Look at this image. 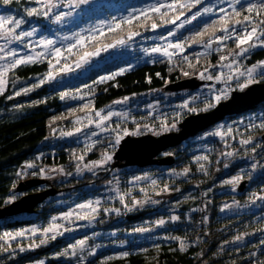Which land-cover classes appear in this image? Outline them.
<instances>
[{
    "label": "rangeland",
    "instance_id": "obj_1",
    "mask_svg": "<svg viewBox=\"0 0 264 264\" xmlns=\"http://www.w3.org/2000/svg\"><path fill=\"white\" fill-rule=\"evenodd\" d=\"M14 1L18 5L20 3L23 4L19 5L18 8L11 6L3 7L2 4L4 2L0 0L2 3H0V15H12L17 18L23 17L26 23L20 29H17V32L31 31L34 27L37 29V32L32 37H26L22 42L13 41L11 44H7V47L19 49L22 55H35L36 53L45 51L43 46L39 44V41L47 38L55 40L57 42L55 46L65 50L64 56L60 58L59 63L47 53L46 59H38L36 61L48 62L51 60L55 66V71L59 72V74L56 75L54 80L48 81L30 92L41 88L45 84L62 86L68 82H73L88 74L92 69L111 61L124 62L117 71L120 72L121 69L126 71L139 64L152 63L161 58L172 60L182 56L185 53V49L183 51L175 48L168 49L169 52L173 53L171 58L163 55V52L152 53L150 50L157 46L162 49L166 48L169 43H181L179 41L180 35L188 27L212 16L221 14L219 11L220 8H224L225 10L231 9L227 2H221V0H204V3L196 6V10L181 16L179 20H176L175 24L170 23L164 27H157L147 34L129 35L126 38H122L125 41L123 44L118 43L121 40L119 39L109 45L98 48V54H96L97 49L94 52H89L90 55L85 57L84 60L81 59L84 54L73 60L71 57L75 52L83 48L93 36L103 33L106 29L115 27V23L119 22L122 18L129 16L142 17V10L156 3V0H90L88 4H82L78 8L75 6L69 8V0H54L59 6L53 9L49 18L42 16L28 17L26 15L27 10L40 7L36 0H24V2L22 0ZM165 2H171V0H165ZM206 6H212L214 11L212 13L202 14L197 19L191 20V23H184V26L180 27L185 20H190L198 11L202 12ZM69 11L72 12L71 16L66 17L61 22H53L56 14ZM229 28L231 29L232 27ZM235 30L239 32L240 26H237ZM169 32H173L175 35H168ZM77 33L85 38L82 45L76 42L77 37L75 34ZM221 35H225V33L221 32L210 38L205 44L201 45V50L203 52L215 51L222 48L226 42L232 40L229 39L220 43L216 40V37ZM65 37L69 39H64ZM208 43H211V47H205ZM0 44H6V42L0 39ZM27 44H31L32 47H26L25 45ZM70 44H75L76 46L72 49L71 53H68L66 49ZM145 49L149 51L146 52ZM261 49H264V47L257 46L250 49L245 55L236 57L238 64H233L231 58L208 67L207 71H202L205 78H201V72L194 78L199 82L197 87L178 91H170L162 88L138 95H131L119 100L121 103H116V101L101 110L75 118L70 130L65 131L59 129L51 138L41 142L39 146L49 145L53 147L72 141L82 145L84 148V154L79 155L76 159L75 170L73 172L64 166L51 168L40 167L33 160L18 172L22 175L38 169L39 176L37 179L43 180V185L41 184L39 191H46L53 188L57 190L54 195L49 196L43 203L52 202L55 206L62 207L64 211L52 216L45 223H38L6 232L10 233V236H5L4 233L2 236L3 239H0V252L31 254L54 243L68 238H74L70 244L66 245L52 257L60 258L70 264H84L86 261L107 250H117L119 254H123L125 248L130 247V245L143 247L147 244H152L162 236V230L176 226L182 220V209L179 197L182 187L178 182L189 180L194 173L188 172L187 175H184V171L182 170L169 168L171 165L160 166V169L157 171L152 170L151 166L153 165L148 166V168L113 166L115 162L113 159L114 153L126 136L139 137L147 134L160 136L165 133L177 131L178 124L186 116L209 111L218 103L227 100L233 91L244 90L246 87L241 88L240 85L248 79L246 70L252 68L254 65L257 66L253 72L255 82L248 86L254 83H263L264 65L261 62H264V59L250 66L245 65L246 58L251 53ZM0 63H3V61H0ZM77 64H80V66L77 67ZM65 66L67 68L64 71H60ZM237 68L239 71H237ZM14 70L8 75L9 83L5 91L9 89L12 95L16 96L15 93L17 91L25 87L31 88L32 85L38 84L53 69L49 65L46 74L33 76L27 80L16 78L12 73ZM220 73L224 75L219 80L215 78L211 80L207 79L209 75L216 77ZM240 73H244V75H240ZM223 93H227L228 98H222L217 103L215 97ZM84 98H86V95L83 92H79L73 96L74 101H80ZM185 103L188 104L187 108L184 107ZM209 104L212 106L209 107ZM191 108H195L196 111H190L189 109ZM109 111L113 113L111 118L104 122L103 127H97V122L101 119V116L107 115ZM97 112H100L101 116H97ZM184 112H188V115L181 120L180 117ZM168 118L171 120L178 118L181 121L176 120L174 123L169 124L167 122ZM227 118L228 116L213 125L210 131L202 135L197 134L180 145H185V147L190 146V150L194 154L193 162L197 164L196 173L201 175L205 174L211 165L210 156L213 151L214 141H221L224 147L227 148L225 156L230 161V165L237 164L238 166L233 175L226 177L222 181V184L225 186L222 192L239 194L241 191H239L238 187L242 182L246 181V187L243 190L246 191L248 186L256 178L264 176V145L256 139L257 135H255L263 129L259 125L264 121V109L229 121ZM251 125H255V127H251ZM229 129L231 132H229ZM67 133H72V135H67ZM117 134L121 137L119 144L115 143ZM105 137L110 139L107 142L109 144V151L105 154L110 155L111 159L103 164H94L93 162H98L103 159L105 155L103 154L98 160L86 161L84 159L85 154L89 151L90 147L99 139ZM249 138L251 139V143H241V140ZM233 145H236V147H233ZM167 150L161 153L160 156L170 155L171 153ZM229 152H232L233 155L228 156L227 153ZM172 155L175 157L174 154ZM80 157H83V159H80ZM203 157H207V159L205 160ZM29 164L34 166L27 167ZM201 165L204 166L203 170L200 167ZM230 165L227 164L226 167ZM135 168H142V171L134 172ZM105 173H108L110 176L109 181L101 185L90 183L83 188V191L69 189L68 187H58V185L55 186L56 183H64L71 178L80 179L86 174L97 176ZM237 176L242 177V179L236 184L231 183L233 178ZM260 188L261 191L246 192L245 200L243 201L231 198L229 201H223L220 205L221 217L256 213L257 218L255 220L261 219V222H263L259 230H251L246 234L238 235L242 237L241 240H235L236 236L228 242H223L220 245L221 253L226 249L243 246L247 241L256 236H260L261 238L263 236L264 239V199L259 198L264 196V185ZM21 195H23V192L13 191L7 203L17 200V197ZM89 203H91V208L85 207L82 209L78 207L79 205H87ZM196 209L197 207H193L184 213L187 221L191 220V214ZM101 211L106 214H118L120 218L119 222H124L129 217L143 216L153 212H163L166 216L154 221L147 219L133 223L131 224L130 230H125L121 226L109 231H97L95 230V221ZM68 212H72L73 215L65 218L64 214ZM36 214L37 212L30 214L23 213L20 216L16 215L17 217L15 218H34ZM85 216L87 219L78 218ZM173 216L179 217V219L173 221L171 219ZM160 220H164L165 223L163 225L158 224L157 222ZM53 223L61 225V227L56 233L49 232L45 236L43 229L48 228ZM140 228L148 229V231H136V229ZM33 229L36 231H33ZM21 231L24 232V235L17 236L16 233ZM53 234L56 236L55 239L51 238ZM119 236H123L125 239H118ZM42 240L45 242L41 243ZM81 240L85 241L83 248L78 243ZM185 242L188 245V242ZM73 246L76 247L73 248ZM65 251H67V255L63 254ZM73 251H75V255L72 254ZM47 260V257H42L31 264H45ZM208 262L206 260L203 264H210Z\"/></svg>",
    "mask_w": 264,
    "mask_h": 264
},
{
    "label": "trees",
    "instance_id": "obj_2",
    "mask_svg": "<svg viewBox=\"0 0 264 264\" xmlns=\"http://www.w3.org/2000/svg\"><path fill=\"white\" fill-rule=\"evenodd\" d=\"M22 1L24 2V0ZM253 2H256V0H253ZM19 5L14 0L9 4H2L3 7L17 8ZM236 7L240 8V5ZM196 9L197 7L191 10L178 9L177 12H170L163 19L153 12L150 13L151 19L142 16L133 19L131 24H122L120 28L106 29L103 33L93 36L71 58L75 60L84 53L94 52L98 48L132 35V33H138L135 35L147 34L152 31L151 23L153 20L157 23L158 28L164 27L170 24L167 21L174 18L179 11H183L184 15H187ZM231 11L232 9L226 10L228 13H231ZM223 15L225 13L212 16L184 30L179 41L184 44L185 53L172 60L161 58L152 63H142L123 71L122 74L116 75L114 78L98 83L100 77H111L124 64L122 61H111L92 69L82 78L62 86L45 84L27 95L13 96L9 89L0 94V207L8 204L7 200L13 191L17 192L16 187L18 184L38 178V169L18 175L20 169H23L27 163L32 162L31 160L35 161L40 167L64 166L68 167L69 171L73 172L75 170L76 159L79 155L84 154L82 145L71 141L53 147L49 145L39 146L41 142L51 138L57 130H70L75 118L101 110L131 95H138L156 89H167V84L195 78L208 67L222 62L220 60L221 55L228 56L231 59L232 55L239 51L236 48L234 39L226 42L219 50L210 52L201 50V45L221 33L222 24L220 20ZM243 15H247V13H243ZM235 19L237 18H233L229 27H232ZM238 19L242 20L243 16ZM198 32H205V34L202 38H198L199 42L192 43V39L196 37ZM185 57H187V60H185ZM263 59L264 49L257 50L246 58L245 65L250 66ZM189 63L193 66L190 67ZM48 67L49 63L47 61H40L21 65L12 73L16 78L27 80L33 76L46 74ZM185 72L189 74L186 76L184 75ZM63 92H67L69 95L61 99L60 94ZM79 92H83L86 98L74 101L73 96ZM85 105H88V107H84ZM263 109L264 102L253 110L228 116L227 120ZM186 115H188V112L183 113L180 117L181 120ZM176 120L181 121L178 118L172 120L168 118L167 122L172 124ZM212 128L213 126L198 135H202ZM263 134L264 128L255 134L257 135L256 139L262 145H264ZM108 141L110 139L106 137L99 139L90 147L84 159L86 161L98 160L101 155L109 151ZM233 147H236V145H233ZM226 150L227 148L224 147L221 141L215 140L210 156L211 165L205 174L198 175L196 173L197 164L193 162L194 154L191 152L190 146L180 145L169 148L167 151L171 153L170 155H175V157L172 155L174 162L169 168L182 171L188 169V172L194 173L189 180L178 182L182 187L179 196L182 220L176 226L162 230V236L152 244L143 247L130 245V247L125 248L124 253L127 252V256L119 254L117 250H107L84 264H203L206 260L210 264H264L263 236L262 238L256 236L243 246L220 252V245L223 242H228L236 236L246 234L251 230H259L263 224L261 219L255 220L257 218L256 213L220 216V205L223 201H229L231 198L243 201L246 192L261 191L260 187L264 185V176H259L248 186L246 191H241L239 194L222 192L225 188L222 181L233 175L238 167L237 164L230 165V161L225 156ZM37 157L39 158L37 159ZM227 164L230 166L226 167ZM160 166L166 165H153L151 168L153 171H157ZM141 171L142 168L134 169V172ZM109 179L108 173L97 176L86 174L80 179L71 178L64 183H56L55 186L83 191V188L90 183L101 185ZM40 186L22 191L23 195L17 197V199L26 194L38 192ZM193 207H197V209L191 214V220L187 221L184 213ZM63 211L62 207L55 206L52 202H45L36 207L34 213L37 212V214L34 218L17 219L15 218L17 215L0 219V237L6 232L45 223L49 218ZM164 216L166 214L163 212H153L143 216L129 217L126 221L119 222L118 214H106L101 211L95 221V230L109 231L121 226L125 230H130L133 223L147 219L154 221ZM73 239L68 238L54 243L31 254L4 253L0 255V264H31L42 257L48 258L45 264H70L52 256L70 244ZM118 239H125V237L119 236ZM180 240L188 242V246L184 250H180ZM109 257H112V259H108Z\"/></svg>",
    "mask_w": 264,
    "mask_h": 264
},
{
    "label": "snow or ice",
    "instance_id": "obj_3",
    "mask_svg": "<svg viewBox=\"0 0 264 264\" xmlns=\"http://www.w3.org/2000/svg\"><path fill=\"white\" fill-rule=\"evenodd\" d=\"M3 2L5 4H9L12 2V0H3ZM36 2L40 5L39 8H31L29 10H27L26 15L28 17H32V16H42L44 18H49L52 14V11L54 8L58 7L59 5L57 3L54 2V0H36ZM90 2V0H69V8H72L73 6L75 7H79L82 4H88ZM221 2H227L229 3L232 11L231 13L226 12V10L224 8H220L219 11L221 13H225V15H223L221 17L220 23L222 24V27L220 28V31L222 33H225V35H221L216 37V40L220 43H223L225 40H229V39H234L235 40V44H236V48L239 49L238 52L235 53V55L232 57V63L233 64H238V61L236 59V57L238 56H243L246 53H248L250 51V49H253L257 46L260 47H264V0H256V2H253V0H221ZM204 3V0H171V2H165V0H156V3L151 4L148 8H145L142 10L141 15L145 16L146 19H151L150 13H156L160 16L161 19H163L165 16H168V14L170 12H177L178 9H188L191 10L192 8H195L197 5H200ZM236 5H240V8H237ZM162 9H165L166 11H162ZM214 11V8L212 6H206L203 8L202 12L198 11L196 14H194L190 20H185L180 27L184 26V23H191V20H195L197 19L198 16L202 15V14H208V13H212ZM243 13H247V15H243ZM72 15V12H61L59 14H56L54 16V20L53 22H61L62 20H64L66 17H69ZM184 15L183 11H179L178 14L168 20V23H172L175 24L176 20L180 19V16ZM243 16V19H238L239 17ZM237 18L235 19L234 24L232 25V28H229V24L230 22H232L233 18ZM138 17H133V16H129V17H125L122 18L119 22L115 23V27L116 28H120L122 24H131L133 19H136ZM26 23V20L23 17L17 18L15 16L12 15H0V39L4 40L6 42V44H0V61H3V63H0V94H3V92L5 91V88L7 87L9 81H8V75L9 73L16 69L18 66L21 65H25V64H30V63H35L38 59H46V53L48 55H51L52 57H54L56 59V62L59 63L60 58H62L64 56V49H62L61 47H56V41L52 40V39H41L39 41V44L41 46H43L44 50L43 52H39L36 53L35 55H22L21 51L19 49H15V48H10L7 47V44H11L13 41H17V42H22L24 41V39L26 37H32L36 34L37 29L34 27L31 31H20L17 32V29H20L21 26ZM237 26H240V31L237 32L235 29ZM158 27L157 23L153 20V22L151 23V28L154 30ZM205 31H207V29H205ZM138 33H132V35H135ZM205 32H198L196 33V37L192 39V43H197L199 42L198 38H202L204 36ZM77 37V43L79 44H83L84 43V37L80 36L79 33L75 34ZM168 35H175V33L173 32H169ZM64 39H69L68 37H65ZM118 43L123 44L125 43V41L123 39L119 40ZM247 45V46H245ZM26 47L31 48L32 45L31 44H27L25 45ZM75 44H70L67 46V52L71 53L72 49L75 47ZM205 47H211V43H208L205 45ZM170 48H175V49H180L181 51H183L184 49V44L183 43H176V44H172L169 43L167 45L166 48H161L159 46L157 47H153L150 52L152 53H159V52H163V55L171 58L173 53L169 52L168 49ZM219 50V49H217ZM145 51H149L147 49H145ZM99 49L97 50L98 54ZM88 55H90L89 53H84V56L81 57L82 60L85 59V57H87ZM229 57L228 56H224L221 55L220 56V60L224 61V60H228ZM185 60H187V57H185ZM49 65L52 67V71H49L46 76L41 79L38 84L32 85L31 88L29 87H25L23 89H21L20 91H17L15 93L16 96H19L21 94H27L28 92H30L31 90H33L36 87H39L40 85L54 80L56 78V75L59 74V72L55 71V66L52 64V61L49 60ZM262 65H264V62H261ZM80 64H77V67H79ZM189 66L192 67L193 65H191V63H189ZM229 67H231V65H229ZM256 65H254L252 68H249L246 70L247 72V76L248 79L245 83L241 84L240 87L241 88H245L248 87L249 84L255 82L254 77H253V72L256 70ZM67 68V66H65V68L60 69V71H64ZM124 71V69H121L120 72L117 73H113L111 75V77H100V80L98 81V83H102L104 81H106L107 79L110 78H114L116 75H120L122 74ZM205 71H207V69H205ZM237 71H239V69L237 68ZM188 72H185L184 75H188ZM224 74L220 73L218 76L213 77L211 75L207 76V79L211 80V79H217L219 80ZM240 75H244V73H240ZM201 78H205L204 77V73L201 72L200 73ZM150 82V81H149ZM86 87H88L86 85ZM69 93L67 92H63L60 94V98L64 99L66 96H68ZM11 98V97H9ZM82 98V97H81ZM227 99L228 95L227 93H223L222 95H217L215 97V101L218 103L220 102L221 99ZM116 103H121V101H117ZM212 105L209 104V107H211ZM84 107H88V105H85ZM184 107H188V104L185 103ZM190 111L195 112L196 109L195 108H191L189 109ZM97 116H101L100 112L96 113ZM113 115V113L111 111L108 112L107 115L105 116H101V119L97 122V127H103L104 126V122L109 120L111 118V116ZM251 127H255V125H251ZM259 127L264 128V121H262L259 125ZM77 131H79V129H77ZM115 131V130H114ZM229 132H231V130L229 129ZM127 134V133H125ZM67 135H72V133H67ZM120 135L117 134L116 139H115V143L119 144L120 142ZM242 144H249L251 143V139H244L241 140ZM228 156L233 155L232 152L227 153ZM80 159H83V157H80ZM111 159L110 155L105 154L103 159L101 161L98 162H93L94 164H103L105 162H107L108 160ZM200 159V158H198ZM203 159H207V157H203ZM34 165L29 164L27 165V167H33ZM201 169H204V166L201 165L200 166ZM253 167H255V165H253ZM188 169H185L183 174L187 175L188 173ZM20 173H18L19 175ZM242 179V177L237 176L234 177L233 180L231 181V183L236 184L238 183L240 180ZM260 199H264V196L259 197ZM79 208H91V203L87 204V205H79ZM230 207V206H228ZM65 218L70 217L73 215L72 212H68L65 213ZM78 218H85L87 219V217H78ZM55 219V218H54ZM173 221L178 220L179 217L173 216L171 218ZM160 225H163L165 223L164 220H160L157 222ZM61 227V225L55 224L53 223L52 225H50L48 228L43 229V232L45 234V236H47V234L49 232L51 233H56L57 230ZM33 231H36L35 229H33ZM65 231H67V229H65ZM136 231L138 232H144V231H148V229H144V228H140V229H136ZM5 236H10V233H5ZM17 236H23L24 232H18L16 233ZM52 239H55L56 236L55 234L52 235L51 237ZM0 239H3V237H0ZM179 239V238H177ZM242 237L241 236H237L235 238V240L239 241L241 240ZM45 241L42 240L41 243H44ZM79 246L81 248H83L85 241L81 240L78 242ZM187 243L183 240H180V250H184L187 247ZM76 246H73V248H75ZM64 255H67V251H65V253H63ZM73 255H75V251H73L72 253ZM123 256H127L128 253L125 252L122 254ZM108 259H112V257H109Z\"/></svg>",
    "mask_w": 264,
    "mask_h": 264
},
{
    "label": "water",
    "instance_id": "obj_4",
    "mask_svg": "<svg viewBox=\"0 0 264 264\" xmlns=\"http://www.w3.org/2000/svg\"><path fill=\"white\" fill-rule=\"evenodd\" d=\"M199 82L196 79H185L167 86L168 90L178 91L187 88L197 87ZM264 102V82L254 83L242 91H233L231 96L213 109L197 114L186 116L179 124L178 130L162 134L160 136L143 135L139 137L126 136L115 151L113 166H137L148 167L151 165H171L174 162L172 155L160 156L169 148L182 144L187 139L196 136L198 133L210 128L222 121L225 117L237 115L255 109ZM264 138V134H263ZM43 183L41 179L26 180L18 184L17 192L28 188L39 186ZM246 181L242 182L238 189L243 191ZM56 189L38 191L26 194L18 200L0 207V219L9 218L19 214H30L36 211V207L45 199L56 193ZM41 253V252H40Z\"/></svg>",
    "mask_w": 264,
    "mask_h": 264
},
{
    "label": "bare ground",
    "instance_id": "obj_5",
    "mask_svg": "<svg viewBox=\"0 0 264 264\" xmlns=\"http://www.w3.org/2000/svg\"><path fill=\"white\" fill-rule=\"evenodd\" d=\"M43 185V184H42ZM43 251H44V249H43ZM2 254H4L3 252H0V255H2ZM5 254H8V253H5Z\"/></svg>",
    "mask_w": 264,
    "mask_h": 264
}]
</instances>
